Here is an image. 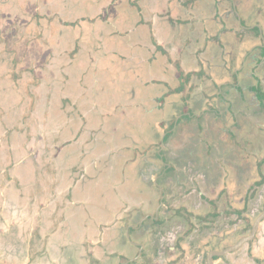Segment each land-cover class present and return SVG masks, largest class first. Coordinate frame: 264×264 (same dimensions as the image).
Masks as SVG:
<instances>
[{
	"label": "crops",
	"instance_id": "crops-1",
	"mask_svg": "<svg viewBox=\"0 0 264 264\" xmlns=\"http://www.w3.org/2000/svg\"><path fill=\"white\" fill-rule=\"evenodd\" d=\"M17 1L19 6L16 3L13 9H17L22 18L26 13H30V10L31 13L41 16L37 18L36 23L21 21L20 27L18 24L14 27L15 35L7 37L11 50L13 42H16V48L18 45L22 46L18 51L16 49L17 53L21 51L20 55L24 54L25 45L28 43L27 48L34 49L39 46V53L35 52L39 55L32 57L33 63H39L44 54L41 45H44V50L50 49L48 88L52 89L54 100L57 101V96L62 92L64 109L68 108L75 115L71 120L75 121L76 125L87 129L92 125L94 129L89 132L102 131L104 135L109 136V140L105 142V152L113 154L112 157L116 161V184L113 186L116 194L111 199L112 204L115 203L114 206L108 202L109 206H103L100 212L86 211V200L82 195L78 194V199L67 200L66 196L61 198L55 193L54 198L48 199L47 203L49 239H55L59 234L62 237L71 236L72 240L76 237L89 239L97 236V232L104 237L116 232V237H119L116 247L126 256L135 250L137 243H143L144 248L149 244L146 233L139 230V225L149 224L150 218H165L168 209L179 204L189 206L192 220L196 222L192 233L199 244L204 240L207 230L201 224L204 221L208 220L212 228L234 225L236 214L231 209L240 206L239 202L244 201L251 191L254 192L255 198L258 192L264 190V175L255 170V162L261 161V169L264 171V138L261 141L262 150L258 151L257 156L251 153L250 148H247L246 153L238 155L235 162H238L236 165L239 166L230 171L227 179L225 162L229 155H224L218 150L212 156V161L209 155L199 152L194 155L188 150L189 139L178 136L180 116L182 112L188 111L193 112L192 116L198 114L196 123L200 128L197 130V136L200 139L208 137V126L210 132H213V138L219 141L226 139L225 135L216 137L221 130L218 122H211L209 116L203 117L205 102L198 100L202 92H199L194 84V72L198 69L199 59L202 58L201 54L196 55L197 48H201L204 43L208 54L217 56L218 49L216 45H212L217 42L211 38L212 34H216L227 48L230 68L237 71L233 80L232 76L228 77L229 80L224 77L233 85L230 96L236 102L239 101V105L242 104L239 98L242 94L246 105L250 104V101H261L259 95L255 97L254 91L243 88L247 84L245 68L238 71L243 52L249 49L251 43H259V40L254 38L251 43L243 42V37L240 39L227 30L226 27L237 26L228 1L87 0L86 3H80V0H32V7L28 5L27 0ZM239 2L240 0H237L241 17L248 23L259 24L264 33V12L255 15L253 12L244 11L243 7L239 8ZM218 15L220 19H217ZM40 17L46 19L42 26L38 23ZM219 21L224 25L218 24ZM77 28L79 33H75ZM35 30L43 31L47 43H42L35 34L28 40L30 31ZM85 40H90L91 43ZM0 56V94L4 96L6 91L9 95L11 86L15 88L13 91L18 97L19 86L10 84L7 61L4 68V56ZM17 66H21L19 60ZM33 70L36 76H42L40 66ZM7 100L8 96L6 103ZM78 110L80 113L76 114ZM255 121L259 122L258 125L264 124V116H258ZM67 123L69 124V121ZM169 126H172L173 136L167 142V151L159 152L156 150L159 143L152 141V138L155 134L163 136ZM90 139L91 145L87 146V149L94 146L96 150L104 151L105 144L104 147L101 145L104 139L99 136L92 138L91 135L86 141ZM110 142L112 144H107ZM154 142L156 147L152 146ZM84 153L85 151H82L80 154ZM102 154L103 152L91 150L84 156L88 155L84 166L92 176L101 172L104 174V171L113 167ZM185 158L189 161L186 162ZM189 167L193 171H201L202 177L207 176L196 188L199 199L193 200L194 196L188 195L187 200L156 203L164 188L168 198L185 191L181 180L182 170ZM53 168L57 174L56 165ZM89 182L92 188L99 187L95 176ZM75 186L76 184H72L63 189H74ZM77 188L83 189L84 185ZM209 188L212 190L208 197L212 199L204 198V195L209 193ZM2 191L4 195L0 192V201L12 207V210L2 215L5 222L1 223L0 230L2 227V231L8 232V222H19L22 217L28 219L29 210L25 207L29 205L30 198L18 195L10 199L8 188ZM57 191L60 193L62 187ZM216 199L221 202L214 204ZM34 200L35 203L31 206L32 217L40 216L41 208L45 206L41 207V199L36 197ZM44 202L46 204V201ZM83 214L86 216L83 217ZM169 221L173 225L179 219ZM25 222L27 220L21 224V229ZM261 223L258 234L260 244L255 246L254 251L243 252L240 260L230 261L229 264H264V221ZM38 228L40 232L41 225ZM123 231H128L124 241L120 240L121 235H125ZM154 238L153 242L158 250L156 258L161 264L166 253L169 256L171 248H166L162 235H156ZM20 246L8 245L5 251L13 255L23 253ZM64 246L62 241L54 240L53 246L50 243L52 249L48 251L50 257L46 264L57 262V257L65 250ZM103 247L115 250L113 243L104 241ZM202 259V255L197 257L198 261ZM113 262L109 261L107 264Z\"/></svg>",
	"mask_w": 264,
	"mask_h": 264
},
{
	"label": "rangeland",
	"instance_id": "rangeland-1",
	"mask_svg": "<svg viewBox=\"0 0 264 264\" xmlns=\"http://www.w3.org/2000/svg\"><path fill=\"white\" fill-rule=\"evenodd\" d=\"M27 1L28 5L32 7V0ZM86 2L87 0H80V3ZM16 3L19 6L17 0H0V54L4 56L2 58L4 68L7 61L6 67L9 72L10 84L19 86L18 97L13 91L15 88H11V86H9V95L6 91H4V96L0 94V98L3 97L0 99V192H3L4 195L2 190L8 188L10 199L20 195L28 197L30 200H28L29 205L25 207L26 210H29L28 219L22 217L19 222L16 220L8 222V232L2 231L1 227L0 264H34L39 261L41 264H46L50 257L48 251L52 249L49 242L48 199L54 198L55 193L61 198L66 196L67 200L78 199L79 195H82L86 200V211L98 210L100 212L103 206L104 208L110 204L114 206L115 203L112 204L111 199L116 194V190L113 189L116 184V161L112 157L113 154L105 152L107 150L105 142L109 140V136L104 135L102 131L89 132L94 129L92 125H89L88 129L76 125L75 121L71 120L75 115L68 108L64 109L62 92L57 96V101L54 100L52 89L48 88L50 84L48 75L50 49L44 50V45H41L44 54H42L39 63H33L32 60L34 55H39L37 54L39 46L34 49L27 48L28 43L25 45L24 54L20 55L21 51L19 53L17 51L22 46L18 45L16 48V42H13V50H11L10 44L7 43V37L15 35L14 27L17 24L20 27L21 21L36 23L37 18L41 16V14L31 13L30 10V13H26L22 18V14H18L17 9H13ZM45 21V17H40L38 23L42 26ZM241 29L243 27H240V31L243 33ZM75 33H79L78 28ZM33 34L42 43H47L43 31H30V36H27L28 40ZM85 41L91 43L90 40ZM81 42L84 41L81 40ZM18 60L19 66L21 65L19 68ZM34 64L36 65L34 66ZM38 66L41 68V77L36 76L33 72V69ZM232 73L236 75L234 68H232ZM77 113L80 111H76ZM91 135L92 138L99 136L100 139H104L101 144L103 147L105 144L104 151L96 150L94 146L87 149V146L91 145V139L88 142L86 140ZM91 150L103 152V158L106 157L113 167L104 171V174L101 172L99 175L92 176V173L84 166V163L88 161V155L84 156ZM82 151L85 153L80 154ZM54 165L57 167V174H55ZM94 176L99 184L97 189L92 188L89 184V180L92 181ZM72 184H76L74 189H63ZM81 185H84L83 189L77 188ZM55 186L62 187V191L58 193V188ZM36 197L42 200L41 207L45 206L41 208L40 216L32 217L31 206L35 203ZM6 199L4 198V200ZM108 202L109 205H107ZM11 210L12 207H8L0 201V225L5 222L2 215H6L7 211ZM85 216L83 214V217ZM24 220L27 222L21 229ZM39 225L42 227L40 232L38 231ZM8 245H13V247L21 245L20 249L24 253L9 254L5 251Z\"/></svg>",
	"mask_w": 264,
	"mask_h": 264
},
{
	"label": "flooded vegetation",
	"instance_id": "flooded-vegetation-1",
	"mask_svg": "<svg viewBox=\"0 0 264 264\" xmlns=\"http://www.w3.org/2000/svg\"><path fill=\"white\" fill-rule=\"evenodd\" d=\"M227 1L229 4V9L232 10L233 16L236 19L237 37L240 39L243 37L245 42L248 39L257 38L259 40L262 53L261 55H264V38L261 40L259 38L260 33H263L262 30L259 29V24H252L253 22L248 23L247 20L241 17V15L237 12L239 10L237 4L235 5V1ZM233 3L235 8L233 7ZM235 9L239 14V19H237L236 13L234 12ZM252 12L255 15L264 12V0H254L252 3ZM240 27H243V29H241L243 30V33L240 31ZM211 38L217 42V44H212L216 45V48L218 49L217 56L208 54L209 52H207L208 50L205 48L206 45H204V43L202 44L201 48H197L195 53L197 56H199L198 54H201L202 58L199 59L198 69L194 72V84L197 90L202 92V94H199L198 100L205 102V114H203V117L209 116L211 122H218L217 124L220 125L221 130L219 133H217L216 137L225 135L226 139L224 141H219L218 139L213 138V132L212 130L211 132L209 130L210 126H208V137L205 139H200L197 136V130L200 128L196 123L199 119V117L196 118V115L198 114L192 116L193 112L188 111L182 112V115L180 116L181 122L178 127V136L189 139L190 144L188 150L189 152L192 151L194 155H197L198 152L209 155L208 157L211 158V161L213 160L212 156L216 154L218 150L223 152L224 155L225 153L229 155L225 162V167L227 170L225 176L228 179L230 176V171L239 166L236 165L239 163L235 162L237 157H239L238 155L244 154L247 151L249 145V134H253L249 132H255L259 124V122L255 121V119L257 120L259 111L264 110V90L260 87L254 90L255 97H258L259 95L261 97V101H257L255 103L250 101L252 106L249 109L252 110L253 115L249 116V111L242 108V106L239 105V101L236 102L235 99L230 96V94H232L230 92L232 91L231 88L233 85L232 83H228V77L232 76L233 80L235 78V74L232 73L230 68L231 62L228 60L227 54L229 51H227V48L221 43L222 41H220L216 35L212 34ZM196 42L199 43L198 40ZM240 70L242 71V68H240L239 64L238 71ZM224 77L228 80H226ZM254 121L255 124H253ZM173 124L174 119L172 121V126ZM172 126L168 127L163 136L159 134H155L153 136L152 141H157V143H159L156 148V150H159V152L167 151V142L170 140L169 138L173 136L171 134ZM155 142L152 144L153 147H156ZM186 156L188 157V155ZM232 157H235L236 159H232ZM185 159L187 160L186 162L189 161L188 158ZM182 172L183 178L181 180L183 183L182 185L185 187V191L168 198L164 188L161 190L156 203L161 202L166 204L170 201L174 202L176 199L179 201L184 199L187 200L186 198L188 195H193L195 198H193V200L199 199L196 188L202 182V180L207 177L206 174V177H202L203 174L201 171H193V169L190 167L188 169L184 168ZM211 190L212 189L210 188L207 190L209 193L204 195V198H210L208 196L211 193ZM189 217H192L191 213H189L188 216H179V221H176L173 225L170 224V221H166L164 216L163 218H150V223H147V226L139 225V230L143 231L144 234L146 233L147 235L146 240L147 243H149L148 246L144 248L143 243H137L135 250L126 256L121 254L116 247V242L119 240V237H116V232L108 234V237H104L97 232V236L95 237H90L89 239L76 237L74 240L71 239V236L62 237L60 234L59 236L57 234L56 236L58 237H55V239L54 237L49 239L50 243H52L53 246L54 240L62 241L65 245V250L57 257V262L52 264H107L109 261H114L112 264H160L156 258L158 256V250L156 249V245L153 242L155 240L154 237L159 234L162 235L166 243V248H168L170 243H173L176 245V247H178L177 241L180 239V236L177 234L181 231L186 233L187 228L190 225ZM205 229H207L205 230V233L207 234L210 230H212V226H209ZM123 234L125 235H121L120 237V240L122 241H124L128 231H123ZM189 235H191L190 230ZM104 241L109 244L113 243L115 245V250L109 248L104 249ZM191 243L192 245L196 243V238L193 233L191 235ZM161 264H168L167 253Z\"/></svg>",
	"mask_w": 264,
	"mask_h": 264
},
{
	"label": "water",
	"instance_id": "water-1",
	"mask_svg": "<svg viewBox=\"0 0 264 264\" xmlns=\"http://www.w3.org/2000/svg\"><path fill=\"white\" fill-rule=\"evenodd\" d=\"M233 1H235L236 5L237 0ZM253 1L254 0H240L238 3L239 8L243 7L244 11L247 10L251 13ZM234 12L236 13L237 19H239L238 11L236 12L235 9ZM217 19H220L219 15ZM218 24L224 25V23L220 21ZM226 28L237 36L235 27L229 26ZM259 38L260 40L264 38L263 33H260ZM253 39L254 38L248 39L246 42L251 43ZM261 54L259 43L254 42L251 43L249 49L242 54L240 68H245L244 76L247 83L243 88L248 91H254L258 87L264 90V55ZM239 98L242 102V104H240L242 108L249 111V116L253 115L252 110L249 109L252 104H245L243 94L242 97L240 95ZM249 105L250 107L248 108ZM258 116L263 118L264 110H260ZM249 133L253 134H249L248 148L252 149L253 151L251 150V153L257 156L258 151L262 150L261 141L264 138V124L258 125L255 132ZM254 155L253 157L255 159ZM260 164L261 161L255 162V170L264 175V171L261 169L262 164ZM253 193L254 192L251 191L244 201L239 202L240 206L231 209V211L236 214V223L234 225L226 228H212L209 233H205V238L201 244H199L198 241H196L194 245L191 243L192 230L196 222L192 220L193 217H189L190 225H187L188 228L186 233L181 231L177 234L180 236V239L177 241L178 247L173 243L168 245V247L171 248L169 256H167L168 264H229L230 261L240 260V256L243 252L254 251L255 246L260 244L258 241L259 228L262 226L261 222L264 221V190L258 192L255 198ZM214 201H216L214 204L221 202L217 199ZM254 208H256L255 211H253ZM256 211L257 214L255 215ZM189 213L192 214L187 204H179L178 206H173L171 209H168L165 218L166 221L170 219L173 221V219L177 220L179 216H188ZM201 224L204 229L211 226L208 220ZM189 230L191 231V235H189ZM200 255L203 256V259L198 261L197 257H200ZM216 259L218 261L215 262L214 260Z\"/></svg>",
	"mask_w": 264,
	"mask_h": 264
}]
</instances>
